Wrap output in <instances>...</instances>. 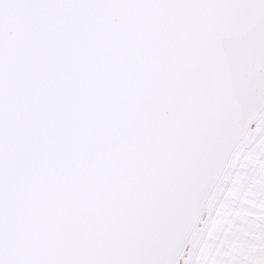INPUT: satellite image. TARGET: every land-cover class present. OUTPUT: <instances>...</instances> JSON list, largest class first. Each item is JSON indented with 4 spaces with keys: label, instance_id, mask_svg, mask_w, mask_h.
<instances>
[{
    "label": "snow or ice",
    "instance_id": "snow-or-ice-1",
    "mask_svg": "<svg viewBox=\"0 0 264 264\" xmlns=\"http://www.w3.org/2000/svg\"><path fill=\"white\" fill-rule=\"evenodd\" d=\"M0 264H264V0H0Z\"/></svg>",
    "mask_w": 264,
    "mask_h": 264
}]
</instances>
